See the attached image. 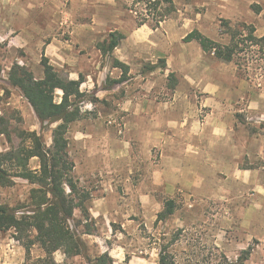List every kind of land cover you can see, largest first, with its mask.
<instances>
[{
	"label": "rangeland",
	"instance_id": "obj_1",
	"mask_svg": "<svg viewBox=\"0 0 264 264\" xmlns=\"http://www.w3.org/2000/svg\"><path fill=\"white\" fill-rule=\"evenodd\" d=\"M171 1L172 10L167 3L154 10L148 0H0V117L10 130L0 135V153L34 132L50 146L55 127L42 126L10 85L14 65L40 79L46 58L64 79L84 81L82 119L67 138L73 176L91 195L92 234H83L82 213L75 210L70 226L86 253L68 258L58 251L56 264H91L106 252L112 264H157L164 246L178 264L223 258L235 264L248 250L244 264H264V73L257 69L264 60L249 59L242 75L236 64L184 41L198 31L226 44L225 22L252 25L263 37L264 0H248L247 9L246 0H230L234 11L215 0ZM160 14L164 20L156 25ZM113 33L124 39L105 55L100 45ZM225 142L234 172H255L247 186L235 183L220 163L200 169L204 161H192L191 155L221 154ZM178 160L188 165L185 178L167 176ZM30 168L38 169L36 159ZM196 169L201 184L193 182ZM32 188L16 179L13 187L0 188V204H25ZM169 200L176 210L160 221ZM13 236L0 231V264H39L45 257L38 245L27 254Z\"/></svg>",
	"mask_w": 264,
	"mask_h": 264
},
{
	"label": "trees",
	"instance_id": "obj_2",
	"mask_svg": "<svg viewBox=\"0 0 264 264\" xmlns=\"http://www.w3.org/2000/svg\"><path fill=\"white\" fill-rule=\"evenodd\" d=\"M148 2L154 10L162 3H167L169 10L173 8L171 0ZM160 15L156 25L164 20L163 15ZM222 27L223 34L228 39L226 44L213 41L198 31L188 34L184 41L198 43L205 54L225 63H234L240 74L247 75L249 59L255 57V62L264 60V37L256 36V29L252 25L231 27L225 22ZM123 39L120 34H111L109 41L100 45L101 52L105 55L112 53ZM249 56L252 58H248ZM114 65L127 70V67L118 61H115ZM41 66L43 77L40 79H36L27 68L19 65H14L9 72L10 85L18 89L28 101L40 124L55 127L51 131L50 146L46 145L42 136L34 132L17 147L0 153V188L13 187L16 179L33 186L25 204L16 208L0 204V231H13L14 240L25 248L27 254L34 245H38L45 254L39 264H56L54 254L58 251L68 258L83 256L86 253L87 248L81 235L70 226L75 210L78 209L82 213L83 234H92L87 207L91 195L79 186L73 176L74 166L69 159L67 138L70 126L82 119L80 104L84 98L81 91L84 81L81 77L77 80L64 79L46 58H42ZM155 68L157 67L152 66L150 69ZM257 69L264 73V64ZM57 92L61 93L60 102L56 101ZM9 134L7 120L0 117V135ZM34 159L38 161V169L30 168V162ZM175 210L176 203L173 200L166 201L163 211L158 214V220H166ZM81 222H78L77 226ZM249 254V250L245 251L241 262L235 264H244ZM91 264H112V258L106 252L96 257ZM157 264L178 263L169 253L168 247L164 246L160 250ZM218 264L234 263L223 258Z\"/></svg>",
	"mask_w": 264,
	"mask_h": 264
},
{
	"label": "crops",
	"instance_id": "obj_3",
	"mask_svg": "<svg viewBox=\"0 0 264 264\" xmlns=\"http://www.w3.org/2000/svg\"><path fill=\"white\" fill-rule=\"evenodd\" d=\"M247 2H248V0H246L245 9H247V6H248V3ZM214 3H215L216 6H220V5L222 6V5H224V8H228V9L233 10V11L236 8V6L234 7V4L230 0H215ZM245 12H246V10H245ZM245 12L242 11V12H239V13H243L244 14ZM256 33H257V31H256ZM256 36H257V34H256ZM221 100H223V99L222 98H218V101H221ZM219 104L221 105V103H219ZM216 129H218L220 131V133L222 131H224L223 128H222L221 122H217V128ZM247 140H248V137H246V140L245 141L247 142ZM226 145H227V142H225V144H224V146L222 148L223 152L221 154H216V153L211 154L209 152H205L204 153L205 155H201V156H199V154L198 155H191L192 161H196V162L197 161H200V160L201 161H204V163L199 166L200 169H207V168H209L210 165H209L208 161H210L212 163H220L221 164V168H224V169L228 170V172H230V174L232 175V177L233 178L235 177V183H237L238 182V179H239V184L241 186H247L248 183H249L248 177H251V175H254L255 172L254 171L247 170V169L246 170L244 169V170L239 171V172H237V171L234 172V170L236 169V162L234 161L233 153L231 151H228L227 150L228 147ZM184 166H188V165L187 164L179 163V160H178V162L175 165H171L166 170L165 173H167V176H170V177H172V176L174 177L178 173L179 174V175H177L178 177L183 176L185 178V175H187V172L186 171H182V168ZM163 175L164 174L162 173V176ZM193 175H194L193 176V178H194V181L193 182L194 183L195 182L196 183H199L200 182V184H201L202 183V181H200L201 174L199 172H197V169L195 170V172H194ZM215 177H217V175H215ZM254 184L257 187H259L261 185L260 181L257 180V176L255 177ZM261 197H263V196H261Z\"/></svg>",
	"mask_w": 264,
	"mask_h": 264
}]
</instances>
